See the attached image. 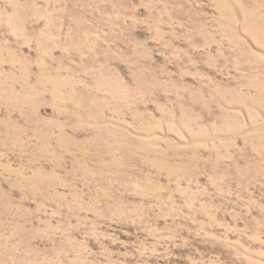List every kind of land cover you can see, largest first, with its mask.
Wrapping results in <instances>:
<instances>
[{"label":"rangeland","instance_id":"obj_1","mask_svg":"<svg viewBox=\"0 0 264 264\" xmlns=\"http://www.w3.org/2000/svg\"><path fill=\"white\" fill-rule=\"evenodd\" d=\"M0 264H264V0H0Z\"/></svg>","mask_w":264,"mask_h":264}]
</instances>
